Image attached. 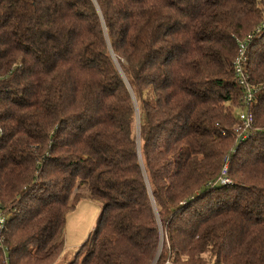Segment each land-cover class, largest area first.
<instances>
[{"label": "trees", "instance_id": "trees-1", "mask_svg": "<svg viewBox=\"0 0 264 264\" xmlns=\"http://www.w3.org/2000/svg\"><path fill=\"white\" fill-rule=\"evenodd\" d=\"M85 195L65 264H264V0H0V264H56Z\"/></svg>", "mask_w": 264, "mask_h": 264}, {"label": "rangeland", "instance_id": "rangeland-1", "mask_svg": "<svg viewBox=\"0 0 264 264\" xmlns=\"http://www.w3.org/2000/svg\"><path fill=\"white\" fill-rule=\"evenodd\" d=\"M249 132L253 134L252 129ZM99 206L100 204L97 200L85 195L77 200L75 207L67 213L64 227V245L61 253L57 257L56 264H65L71 260L77 248L93 229L99 213ZM163 238L164 234L162 235L161 233L156 256L161 249ZM154 263L155 260L152 264ZM164 264H169V262L166 261Z\"/></svg>", "mask_w": 264, "mask_h": 264}, {"label": "built area", "instance_id": "built-area-1", "mask_svg": "<svg viewBox=\"0 0 264 264\" xmlns=\"http://www.w3.org/2000/svg\"><path fill=\"white\" fill-rule=\"evenodd\" d=\"M248 38L244 40H240L238 42V48L236 55L233 59V71L234 76L238 84L243 88V102L245 103V109L238 112L237 118L239 120L238 123L234 126V130L236 132V139L242 140L243 138L247 137L250 134L249 130L251 125L253 124L254 117L250 110H248V102L253 98L255 93V89L252 88L251 84L247 81V75L244 72L243 64L246 62L247 55H246V44ZM226 164L224 165L221 175L218 177V182L220 183H227L230 179L225 175ZM3 218L0 217V227L2 226Z\"/></svg>", "mask_w": 264, "mask_h": 264}]
</instances>
